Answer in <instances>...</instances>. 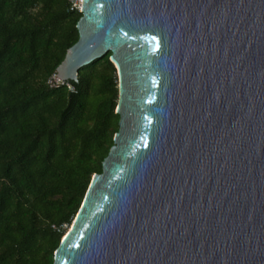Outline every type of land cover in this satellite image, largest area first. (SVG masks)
Here are the masks:
<instances>
[{"label":"water","instance_id":"obj_1","mask_svg":"<svg viewBox=\"0 0 264 264\" xmlns=\"http://www.w3.org/2000/svg\"><path fill=\"white\" fill-rule=\"evenodd\" d=\"M62 80L110 52L119 128L53 264H264V0H82Z\"/></svg>","mask_w":264,"mask_h":264},{"label":"trees","instance_id":"obj_2","mask_svg":"<svg viewBox=\"0 0 264 264\" xmlns=\"http://www.w3.org/2000/svg\"><path fill=\"white\" fill-rule=\"evenodd\" d=\"M70 6L0 0V264H53L119 128L110 52L49 83L79 37Z\"/></svg>","mask_w":264,"mask_h":264},{"label":"built area","instance_id":"obj_3","mask_svg":"<svg viewBox=\"0 0 264 264\" xmlns=\"http://www.w3.org/2000/svg\"><path fill=\"white\" fill-rule=\"evenodd\" d=\"M71 6L70 8H77L78 10H80L81 8V4H82V0H70ZM64 81H62L58 76L57 73L53 74L52 77L49 79V83L51 85H56L57 83H63ZM54 227V225H53Z\"/></svg>","mask_w":264,"mask_h":264},{"label":"rangeland","instance_id":"obj_4","mask_svg":"<svg viewBox=\"0 0 264 264\" xmlns=\"http://www.w3.org/2000/svg\"><path fill=\"white\" fill-rule=\"evenodd\" d=\"M70 227H71V225L67 228V231L70 229ZM67 231H66V232H67ZM66 232H65V233H66Z\"/></svg>","mask_w":264,"mask_h":264}]
</instances>
